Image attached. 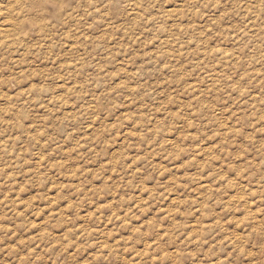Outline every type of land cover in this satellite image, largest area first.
<instances>
[{
    "label": "rangeland",
    "instance_id": "1",
    "mask_svg": "<svg viewBox=\"0 0 264 264\" xmlns=\"http://www.w3.org/2000/svg\"><path fill=\"white\" fill-rule=\"evenodd\" d=\"M32 1L0 0V264H264V0Z\"/></svg>",
    "mask_w": 264,
    "mask_h": 264
},
{
    "label": "bare ground",
    "instance_id": "2",
    "mask_svg": "<svg viewBox=\"0 0 264 264\" xmlns=\"http://www.w3.org/2000/svg\"><path fill=\"white\" fill-rule=\"evenodd\" d=\"M13 1V0H12ZM45 0H33L32 1V3H31V7L32 8H34V7H38V6H41V4H42V2H44ZM51 2H53V3H56L57 2V0H50ZM30 2V1H29ZM4 9V8H3ZM6 9V8H5ZM4 11V10H3ZM5 13V12H4ZM170 13V12H169ZM8 16V15H7ZM12 16V15H11ZM10 16V17H11ZM4 17H6V16H4ZM12 19H13V17H12ZM4 20H6L5 18H4ZM11 21H13V20H11ZM12 23V22H11ZM19 23V22H18ZM10 25H12V24H10ZM13 26V25H12ZM15 26V25H14ZM225 52V51H224ZM222 53V52H221ZM223 54V53H222ZM165 55H167V54H165ZM164 56V55H163ZM166 57V56H165ZM158 59V58H157ZM174 68V67H173ZM172 68V69H173ZM163 69V68H162ZM171 69V70H172ZM174 70V69H173ZM166 71V70H165ZM162 72V71H161ZM206 186V185H205Z\"/></svg>",
    "mask_w": 264,
    "mask_h": 264
}]
</instances>
